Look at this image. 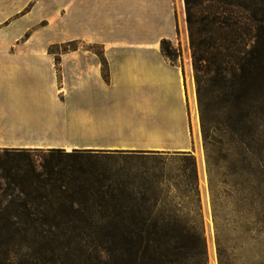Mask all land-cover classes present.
<instances>
[{
	"label": "trees",
	"instance_id": "obj_1",
	"mask_svg": "<svg viewBox=\"0 0 264 264\" xmlns=\"http://www.w3.org/2000/svg\"><path fill=\"white\" fill-rule=\"evenodd\" d=\"M182 2L210 189L222 170L219 183L231 185L235 214L245 220L247 189H255L264 230V11L247 0ZM170 45L161 42L168 59ZM162 155L0 149V264H207L203 238H182L179 219L164 214L153 194L136 191L122 167ZM214 203L218 264H237ZM94 221H105L99 232ZM15 245L28 253L12 263Z\"/></svg>",
	"mask_w": 264,
	"mask_h": 264
},
{
	"label": "crops",
	"instance_id": "obj_2",
	"mask_svg": "<svg viewBox=\"0 0 264 264\" xmlns=\"http://www.w3.org/2000/svg\"><path fill=\"white\" fill-rule=\"evenodd\" d=\"M182 6L0 0V149L192 151L191 84L161 52ZM65 43L59 79L50 50Z\"/></svg>",
	"mask_w": 264,
	"mask_h": 264
},
{
	"label": "rangeland",
	"instance_id": "obj_3",
	"mask_svg": "<svg viewBox=\"0 0 264 264\" xmlns=\"http://www.w3.org/2000/svg\"><path fill=\"white\" fill-rule=\"evenodd\" d=\"M251 3H257V7H252L257 13L260 14L264 11V5L260 3V0H247V6H251ZM181 10L183 21L177 29V42L170 43L171 57L167 59L181 68L187 90H189V82L191 84L194 101L192 99L190 109V130L195 148L185 155L165 153L159 158L146 162H133L122 167L129 171L133 177L136 191L153 194L157 197L158 206L164 214L179 219L178 228L185 233L187 232V235H183L182 238L193 239L199 236L203 238L206 245L207 264H218L212 211L213 200L221 217L218 219V223L221 225V236L226 244L229 259H237V264H264V230L260 229V224H257L255 218V212L260 205V200L256 197L257 191L247 189V220H245L235 214L237 205L235 204V194L230 192L231 185L228 183V185L223 186L219 183L222 170L213 179L216 182L214 191L212 192L210 189L183 6ZM248 15L250 12L247 11ZM69 47H73V44H61L50 50L51 53L55 54V70L59 79L61 78L59 55L66 53ZM56 61L58 65H56ZM17 77L19 76L17 75ZM11 83L18 88L19 92L25 90V86L29 85L23 84L24 86L21 88L17 86L18 81L15 79H11ZM59 83L61 84V81ZM104 223L105 221L92 222L93 230L99 232ZM244 230H247V234ZM84 231L88 232L87 229ZM143 237L157 238L145 235ZM26 239L30 240L29 238ZM100 239H103V236H99L98 240ZM81 240L87 239L82 237ZM27 253L25 245H15L13 252L9 254L10 262L15 263L20 256Z\"/></svg>",
	"mask_w": 264,
	"mask_h": 264
}]
</instances>
